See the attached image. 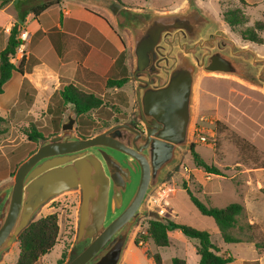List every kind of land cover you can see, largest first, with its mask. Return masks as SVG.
<instances>
[{
  "label": "water",
  "instance_id": "95a60500",
  "mask_svg": "<svg viewBox=\"0 0 264 264\" xmlns=\"http://www.w3.org/2000/svg\"><path fill=\"white\" fill-rule=\"evenodd\" d=\"M129 35L134 116L141 127L115 122L80 137L68 114L60 132L42 139L0 187V258L34 221L41 206L78 189L73 248L64 264H119L149 193L191 149L199 73L234 76L264 89V56L240 46L195 0L170 11L121 9Z\"/></svg>",
  "mask_w": 264,
  "mask_h": 264
},
{
  "label": "rangeland",
  "instance_id": "374dc122",
  "mask_svg": "<svg viewBox=\"0 0 264 264\" xmlns=\"http://www.w3.org/2000/svg\"><path fill=\"white\" fill-rule=\"evenodd\" d=\"M189 1L191 0H121L128 8L158 11L182 8ZM195 1L219 23L236 44L251 47L258 55L264 56V29H255L262 38L261 43L243 38L241 34L242 31L254 28L256 22L264 24V1L256 6L242 5L239 0ZM235 7L244 12V21L230 27L224 21L223 13ZM112 23L115 30L125 38L126 49L121 57L125 61L124 74L130 79L129 35L114 18ZM133 87V81L130 79L122 85L123 90L112 94L116 96L112 98L111 92L106 91L105 83L102 103L82 115L85 117L83 119L90 122L83 126H78L79 117L73 107L68 103H62L59 96L58 100L49 103L51 110L48 113L42 110L43 103L37 104L39 111L29 113V116L16 113L15 116L20 121L15 120L7 112L9 101L1 97L0 114L5 120L8 132L2 136L4 140L0 145L9 160L10 172L8 171L4 180L0 179V187L12 181L17 165L42 139L60 132L61 122L68 114L75 119L73 131L78 136L79 130L90 136L115 122L138 123L134 116ZM127 93L129 102L123 99ZM12 122H17L14 127ZM31 125L43 135L37 143L28 141L25 137ZM198 135H203L205 140L201 141ZM188 141L191 148H194L206 163L217 167L223 175L206 173L194 164L190 149L183 151L179 163L167 172L161 183L146 198L147 212L137 220L125 251L130 248L134 260L142 259L143 251L150 254L159 252L163 264H171L173 256L183 258L185 256L187 260L190 258L188 246L189 241L193 240L188 239L177 229L169 231L171 240L169 246H156L150 239L140 241L137 245L133 242L135 236L146 235L147 222L153 216L205 229L210 233L213 243L217 246L221 243L222 238L214 219L199 212L183 188L186 187L208 207H224L232 202L243 203L235 226L229 229V233L243 242L230 245L232 254H236L231 264H241L242 261L243 264H259L257 256L264 254V250L256 248L254 243L264 242V89L234 76L199 73L195 84L193 118ZM79 202L80 192L73 189L50 198L41 206L34 220L54 213L58 223V234L51 250L41 255L34 264H57L64 253L65 257L61 263L63 264L71 255ZM18 253L19 245L16 241L3 252L0 264H12L16 261ZM123 259L124 254L119 264H123Z\"/></svg>",
  "mask_w": 264,
  "mask_h": 264
},
{
  "label": "crops",
  "instance_id": "0c3cea01",
  "mask_svg": "<svg viewBox=\"0 0 264 264\" xmlns=\"http://www.w3.org/2000/svg\"><path fill=\"white\" fill-rule=\"evenodd\" d=\"M41 1L44 0H8L0 5V50L5 47L13 25L18 24L20 32H28L23 46L11 58L15 65L19 60L21 64L18 70L12 71L0 93V98L9 101L7 112L17 121L20 119L16 118V113L24 116L37 113L39 103L44 104L42 110L48 113L51 110L49 103L58 100L57 96L64 103L59 91L66 84L71 83L104 96L106 81L125 75V61L121 57L126 49L125 38L115 30L112 23L116 13L111 11L109 4H105L110 0H57L39 14H34V6ZM243 1L245 5L256 6L264 0ZM167 9L159 11L175 10ZM112 88H106L111 95L123 90L122 86ZM115 97L112 95V98ZM123 99L129 102L128 93ZM16 123L12 122L13 127ZM3 140L4 137L0 136V142ZM9 169V160L0 145V179L6 178ZM234 243L243 244L242 241ZM231 244L221 240L218 246L215 245L221 248V252L227 251L235 260L236 254H232ZM188 249L190 258L187 260L184 256L186 264L189 261L197 264L199 255L193 241H189ZM127 250L124 251L123 264H152L151 258L144 251L141 253L142 259L134 260L133 251L130 248ZM257 260L263 264L264 254L257 256Z\"/></svg>",
  "mask_w": 264,
  "mask_h": 264
},
{
  "label": "trees",
  "instance_id": "16d2710c",
  "mask_svg": "<svg viewBox=\"0 0 264 264\" xmlns=\"http://www.w3.org/2000/svg\"><path fill=\"white\" fill-rule=\"evenodd\" d=\"M8 0H1L0 5H3ZM57 0H44L37 3L33 8L34 14H39ZM240 4L245 5L243 0H239ZM124 4L121 0H110L109 7L113 13H118ZM224 21L228 26L233 27L241 24L244 21V12L239 7L229 9L223 13ZM255 29H264L262 22H256L255 27L242 31L243 38L261 43L262 38L258 36ZM20 27L15 24L11 27L5 47L0 50V93L3 91V84L11 77L13 70H18L21 60L15 65L11 58L15 55L16 50L21 42L18 37ZM129 77L124 75L118 79H108L106 87H121L128 81ZM60 96L64 103L70 104L77 117L78 126L86 125L89 121L83 119L82 115L91 109L99 107L102 103V96L85 90L71 83L60 88ZM5 120L0 114V135L7 134L8 127L5 126ZM80 137H87L89 134L78 131ZM25 137L28 141L37 143L43 135L36 129L35 126L30 127L26 132ZM192 146H194L192 144ZM194 164L201 168L206 173L214 175H223V173L214 165L206 163L201 156L194 150L190 149ZM189 196L190 201L199 210L200 213L206 216H211L217 227V231L224 242L234 243L241 240L231 233L229 229L234 227L237 221V215L242 210V205L238 202H232L224 207L206 206L201 202L188 188L183 187ZM177 229L188 239L195 241V250L199 255L197 264H227L232 262L234 258L231 254L219 252L220 249L211 241L210 233L201 228H196L189 224L174 221L169 218L153 216L147 222L146 235L135 236L133 242L137 245L140 241L150 239L156 246H169L171 240L168 232ZM58 234V223L54 213L42 216L32 221L19 235L18 245L19 253L15 262L12 264H34L41 255L48 253L56 242ZM254 246L264 250V242H255ZM145 253V252H144ZM72 255V254H71ZM145 255L152 260V264H163L162 257L159 252L152 254L146 251ZM65 257L62 253L57 264H61ZM171 264H186V260L181 257L174 256L171 258Z\"/></svg>",
  "mask_w": 264,
  "mask_h": 264
},
{
  "label": "flooded vegetation",
  "instance_id": "af4514ba",
  "mask_svg": "<svg viewBox=\"0 0 264 264\" xmlns=\"http://www.w3.org/2000/svg\"><path fill=\"white\" fill-rule=\"evenodd\" d=\"M134 84V83H133ZM134 88V87H133ZM133 97H134V94H133ZM138 121V120H137ZM133 124V123H132ZM141 123L138 121V123H134V125H137V126H139V127H141V125H140ZM5 205V202L3 201V200H1V198H0V221H1V214H2V212H3V209H4V206ZM20 235V234H19ZM19 237V236H18ZM16 242V241H15ZM14 242V243H15ZM84 247H85V245L84 244H82V245H79V246H76L75 248H73L72 249V255H70L69 257H68V259L65 261V262H67L68 260H70V259H72L73 257H75L79 252H81L83 249H84ZM64 262V263H65ZM63 263V264H64Z\"/></svg>",
  "mask_w": 264,
  "mask_h": 264
},
{
  "label": "built area",
  "instance_id": "2783aa9c",
  "mask_svg": "<svg viewBox=\"0 0 264 264\" xmlns=\"http://www.w3.org/2000/svg\"><path fill=\"white\" fill-rule=\"evenodd\" d=\"M19 39L21 40L19 46L17 49H20L22 46H23V43L24 41L28 38V32L27 31H21L19 33ZM198 138L201 140V141H204L205 140V137L203 135H198Z\"/></svg>",
  "mask_w": 264,
  "mask_h": 264
}]
</instances>
